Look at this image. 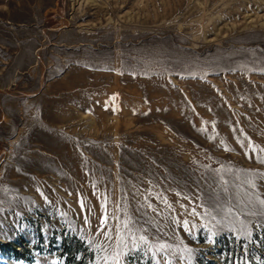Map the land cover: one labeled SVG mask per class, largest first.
I'll return each mask as SVG.
<instances>
[{
  "label": "rangeland",
  "instance_id": "1",
  "mask_svg": "<svg viewBox=\"0 0 264 264\" xmlns=\"http://www.w3.org/2000/svg\"><path fill=\"white\" fill-rule=\"evenodd\" d=\"M259 157L264 0H0V264H264Z\"/></svg>",
  "mask_w": 264,
  "mask_h": 264
},
{
  "label": "snow or ice",
  "instance_id": "2",
  "mask_svg": "<svg viewBox=\"0 0 264 264\" xmlns=\"http://www.w3.org/2000/svg\"><path fill=\"white\" fill-rule=\"evenodd\" d=\"M210 139H213L212 137H209ZM226 151H230L231 149L225 148ZM255 151V149H253ZM259 162L264 163V157L258 158ZM255 186V185H253ZM106 203V201H105ZM165 204H167V201H164ZM262 205H264V201H260ZM83 203L81 202V207L83 208ZM149 208L152 207L151 204L148 205ZM168 207H171V205H168ZM102 212L104 215L101 217L100 221V228L103 229L105 225L108 222L109 216L107 213V209L104 207V204L101 205ZM118 212L120 209L117 210ZM192 214L196 215L195 209L192 210ZM210 214V213H206ZM117 221V247L124 250V249H130V248H141V246H144V248L148 251H151L153 253H162L163 259H157L155 255L152 256V264H171V259L168 257V253L166 252V249H170L171 245L165 244L164 242L160 241L158 237H156L155 234H150L149 230L140 224V221L136 218H134L131 215H128L125 213V218L121 220L120 216L117 215L114 217ZM215 219V217H213ZM87 222V220H86ZM173 223H178L176 221L175 217H173ZM217 225L219 226L217 228L216 232H213L209 235L208 240L211 241L213 239V236L216 235L220 230H222L223 225L220 220L216 221ZM184 227L188 228V221L183 222ZM121 227L123 231H121ZM104 236L106 239L111 240L112 237L109 232H104ZM127 237V239H126ZM185 252L189 253V259L192 252L191 248H185ZM125 252L121 251L118 255H124ZM184 257H181L183 259ZM102 259H105L107 261V257H102Z\"/></svg>",
  "mask_w": 264,
  "mask_h": 264
},
{
  "label": "trees",
  "instance_id": "3",
  "mask_svg": "<svg viewBox=\"0 0 264 264\" xmlns=\"http://www.w3.org/2000/svg\"><path fill=\"white\" fill-rule=\"evenodd\" d=\"M65 245H66V249H65L66 253L70 254L71 250H72V244L70 245L68 242V243H65ZM65 262H66V264H81V260H77L76 262L73 260L70 261V255H68V259H67V257H65Z\"/></svg>",
  "mask_w": 264,
  "mask_h": 264
}]
</instances>
